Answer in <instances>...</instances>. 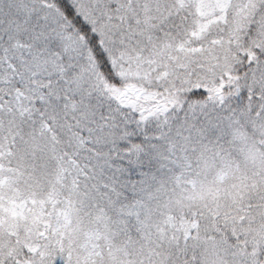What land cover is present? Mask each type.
Segmentation results:
<instances>
[{"label": "snow or ice", "instance_id": "obj_1", "mask_svg": "<svg viewBox=\"0 0 264 264\" xmlns=\"http://www.w3.org/2000/svg\"><path fill=\"white\" fill-rule=\"evenodd\" d=\"M0 264H264V0H0Z\"/></svg>", "mask_w": 264, "mask_h": 264}]
</instances>
